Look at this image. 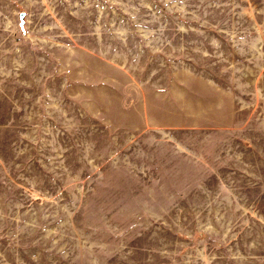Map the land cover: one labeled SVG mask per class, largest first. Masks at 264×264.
<instances>
[{"label": "rangeland", "instance_id": "1", "mask_svg": "<svg viewBox=\"0 0 264 264\" xmlns=\"http://www.w3.org/2000/svg\"><path fill=\"white\" fill-rule=\"evenodd\" d=\"M0 264H264V0H0Z\"/></svg>", "mask_w": 264, "mask_h": 264}]
</instances>
